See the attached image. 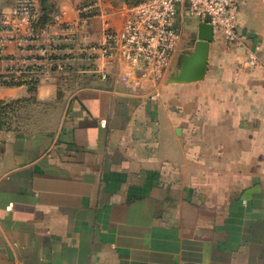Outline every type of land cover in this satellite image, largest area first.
Masks as SVG:
<instances>
[{"label":"crops","instance_id":"0c3cea01","mask_svg":"<svg viewBox=\"0 0 264 264\" xmlns=\"http://www.w3.org/2000/svg\"><path fill=\"white\" fill-rule=\"evenodd\" d=\"M88 1L49 0L38 39L0 54V74L54 38L66 57L34 88L0 83V264H264V0L235 1L241 41L214 33L189 82L169 80L198 34L183 5L167 75L137 82L89 48L123 18L97 0L78 27Z\"/></svg>","mask_w":264,"mask_h":264},{"label":"built area","instance_id":"2783aa9c","mask_svg":"<svg viewBox=\"0 0 264 264\" xmlns=\"http://www.w3.org/2000/svg\"><path fill=\"white\" fill-rule=\"evenodd\" d=\"M236 0H139L128 5L124 12L122 26L114 29L106 26L104 42L89 47L107 58L118 55L129 65V69L121 76L127 81L133 77L140 80L159 79L167 75L171 61L179 46L181 32L176 24L178 6L211 24L213 32H219L229 43H239ZM78 27H85L91 17L99 14L97 0H90L78 7ZM60 18L61 14H56ZM36 0H14L12 8L0 13V54L7 42L14 41L20 46L38 39L40 30L36 28L37 21ZM72 27H69L71 30ZM64 39L72 42L73 32H69ZM38 47L39 56L26 64L9 67L0 74V83L14 82L36 84L44 77L47 70L55 66V70L64 72L66 57L57 53L56 42ZM68 50L72 48L67 46ZM59 56V58L54 56ZM248 64H256L257 56L254 52L247 53ZM106 78V73H102Z\"/></svg>","mask_w":264,"mask_h":264},{"label":"water","instance_id":"95a60500","mask_svg":"<svg viewBox=\"0 0 264 264\" xmlns=\"http://www.w3.org/2000/svg\"><path fill=\"white\" fill-rule=\"evenodd\" d=\"M214 39L210 23L200 21L198 34L191 50H185L180 56V68L170 77L172 82L197 81L204 77L207 64L209 45Z\"/></svg>","mask_w":264,"mask_h":264},{"label":"trees","instance_id":"16d2710c","mask_svg":"<svg viewBox=\"0 0 264 264\" xmlns=\"http://www.w3.org/2000/svg\"><path fill=\"white\" fill-rule=\"evenodd\" d=\"M40 1V5H41V10L43 11L42 15L40 16V18L37 19L35 26L37 29H40L41 27H43L44 22L48 19V10H49V0H39ZM139 0H134L131 2V4L137 3ZM130 4V5H131ZM59 58V56H54ZM53 69H55V66H52ZM5 84L7 85H11V84H15L14 82H6ZM26 85H28L30 88H34L36 85L35 81H29ZM14 104L13 102H3L0 101V129L2 126H6L9 124V119H10V112H12V110L14 109ZM8 123V124H7Z\"/></svg>","mask_w":264,"mask_h":264},{"label":"rangeland","instance_id":"374dc122","mask_svg":"<svg viewBox=\"0 0 264 264\" xmlns=\"http://www.w3.org/2000/svg\"><path fill=\"white\" fill-rule=\"evenodd\" d=\"M10 0H0V7L7 4ZM106 5L105 7L108 10H111L116 18L122 19L124 17L125 9L128 5L131 4L134 0H104Z\"/></svg>","mask_w":264,"mask_h":264}]
</instances>
